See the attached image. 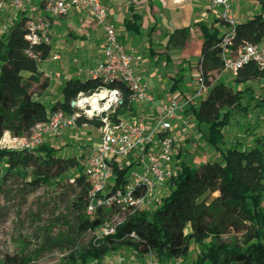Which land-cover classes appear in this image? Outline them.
Listing matches in <instances>:
<instances>
[{"label":"trees","instance_id":"1","mask_svg":"<svg viewBox=\"0 0 264 264\" xmlns=\"http://www.w3.org/2000/svg\"><path fill=\"white\" fill-rule=\"evenodd\" d=\"M256 1L261 12L236 23L233 49L264 39V0ZM27 19L25 14L18 15L0 31V141L5 133L12 138L30 136L33 127L46 121L51 112L60 110L71 114L74 112L71 102L80 93L90 95L103 86L101 81L92 78L68 80L62 88V101L54 103L49 113L35 96L48 86L39 63L49 56L51 47L46 42L31 44L26 40ZM216 23L217 28L202 31L205 40L196 65L205 78L207 96L196 106L187 108L185 113H189L201 130L206 145L220 154V160H208L193 167L185 156L177 153L179 162L175 175L167 182L168 194L159 196L152 207L126 213L111 234H103L101 228L110 221L108 214L120 212L115 208H99L91 216L86 214L91 184L84 176V164L80 159L59 155L49 141L34 149L0 147V164L5 167L0 193L2 184L9 178L22 179L30 190L60 186L62 181L71 178L79 187L78 196L71 205L70 237L62 236L54 242V246L61 247L69 244L63 264L99 262L119 248H127L140 257L151 255L160 264H171L179 258L186 264L193 244L199 246L200 251L189 264H264V130L256 138L255 146L249 149L227 147L224 140V132L233 117L236 114L247 117L256 109L261 111L264 99L260 95L255 98L250 86L236 89L223 82H211L214 72L223 71L218 44L225 32L222 33V28H227L218 16ZM127 29L139 32L136 22L128 24ZM176 33L182 32L174 35ZM256 80H264V71L252 61L233 76L235 86H245ZM108 87L119 88L122 92V104L116 113L123 115L130 111L129 92L125 86L116 83ZM246 97L250 101L245 103ZM254 99L257 101L251 104ZM87 124L96 128L99 122L83 116L75 122L76 127ZM114 170L116 183L120 185L127 170L117 166ZM207 193H217V196L210 203L201 201ZM87 232L95 236L79 246L74 239ZM230 232L241 234V237L223 241L222 236ZM0 264H37V261L32 255L5 254Z\"/></svg>","mask_w":264,"mask_h":264},{"label":"built area","instance_id":"2","mask_svg":"<svg viewBox=\"0 0 264 264\" xmlns=\"http://www.w3.org/2000/svg\"><path fill=\"white\" fill-rule=\"evenodd\" d=\"M44 1L42 14L27 19L26 40L31 44L48 43L53 18L67 15L72 9L86 12L104 32L101 59L88 70V76L101 81L103 86L90 95L102 90L107 95L103 100H96L99 109L88 115L91 108L81 102L84 94L80 93L72 101L75 102L72 108L79 111L74 110L71 114L60 110L51 112L46 121L33 127L30 136L11 138L10 142L14 146L8 149H34L47 141L59 139L66 129L75 127L80 112L86 119L97 120L99 144L90 149L84 163V176L91 184L85 211L91 216L99 208H115L122 215L119 221L121 222L126 213L152 207L167 182L175 175L178 166L177 147L171 133L175 127H189L183 112L196 106L207 92L205 78L199 68L193 93L182 101L166 97L157 102L150 92L149 84L136 71L137 65L143 59L142 53L135 47H125L120 41L117 27L108 20L107 8L102 0ZM3 4H8L18 15H27L26 0H0V7ZM210 8H219L217 16L227 25L218 44L223 70L235 76L239 68L252 61L260 71H264V39L255 44L244 43L241 47L233 49V33L237 19L230 0H211ZM52 58L59 59L57 55ZM116 83L123 84L129 92L130 105L154 111L150 122L133 121L128 119L126 114L116 113L122 104V92L119 88L108 87L109 84ZM115 166L127 170L120 185L116 183ZM117 223L115 220L105 223L101 232L111 234ZM123 264L133 263L127 261ZM145 264L160 263L151 255H147ZM171 264H184V260L179 258Z\"/></svg>","mask_w":264,"mask_h":264},{"label":"crops","instance_id":"3","mask_svg":"<svg viewBox=\"0 0 264 264\" xmlns=\"http://www.w3.org/2000/svg\"><path fill=\"white\" fill-rule=\"evenodd\" d=\"M102 2L107 8L108 20L117 27L120 41L125 47H135L142 53L143 59L137 65L136 71L149 84L155 100L160 102L166 97H171L176 101H182L193 93L198 71L196 65L201 45L205 40L202 31L218 27L216 19L219 8L211 9V0H102ZM26 3L27 12L30 11L29 18L42 14L44 0H26ZM230 4L237 22L245 21L261 12L256 0H230ZM133 22L139 26L138 33L127 29V25ZM221 31L223 33L226 28L223 27ZM175 32L182 33L174 35ZM192 43L198 44L197 54L189 52ZM48 44L51 52L39 63V70L43 72V78L48 79V86L35 98L39 99L50 113L51 106L62 101V88L66 81H85L90 78L88 70L101 59L104 32L86 12L72 9L67 15L52 19ZM54 55L59 59H53ZM48 61L52 62L46 64ZM212 76H214V79H210L212 83L223 82L236 89L250 86L255 98L259 95L264 97V80H256L245 86H235L233 76L228 71L214 72ZM207 93L208 90L202 99ZM248 101L249 97H246L245 103ZM256 101L254 99L251 104ZM131 107L132 109L125 113L128 119L147 122L153 119L154 111L146 107L132 105ZM261 111L262 114L256 116L258 122L250 139L235 140L236 134L245 130V124L233 127L231 123L226 130L231 139L226 141L227 147L249 149L255 146L256 138L264 130V107ZM183 113L186 118L190 116L185 110ZM242 120L245 121L246 118ZM248 123H253L252 119ZM178 128L180 129L179 126Z\"/></svg>","mask_w":264,"mask_h":264},{"label":"rangeland","instance_id":"4","mask_svg":"<svg viewBox=\"0 0 264 264\" xmlns=\"http://www.w3.org/2000/svg\"><path fill=\"white\" fill-rule=\"evenodd\" d=\"M28 14L30 11L27 12V16ZM16 16L18 14L8 4H3L0 7V31H3ZM197 47L198 44L192 43L189 48L190 54H197ZM50 62L52 61H48L46 64ZM211 78L214 79V76ZM83 96L89 95L84 94ZM262 98L264 99V97ZM257 114H262V111L260 109L252 110L247 114L248 119H252L253 123H248L247 117H242V115L236 116V114L233 117V127H239L242 123L245 124V130L240 131L238 135L236 134L235 140L240 141L253 137L254 127L258 122ZM80 116H83L81 112ZM245 118V121L242 120ZM187 120L189 127H180V129L175 127L171 133L177 147V153L185 156L188 164L193 167L208 160H220V154L206 145L201 130L197 129L192 117L188 116ZM181 129H185V131ZM226 130L224 132L225 142L231 140L229 133L226 134ZM11 138L10 134H6L4 140L0 141V147L10 148L14 146L10 142ZM51 143L58 149L59 155L78 158L84 164L90 149L99 144V137L96 128L87 124L66 129L62 137L52 140ZM221 147L225 148L226 146ZM176 160L179 162L177 157ZM4 168V165L0 164V179L4 174ZM61 184L60 186H42L36 190L25 187L24 181L20 178H9L6 183L2 184V192L0 193V261L5 254H20L32 255L37 264L64 263V257L69 251V244L61 247L60 245L54 246V242L62 236L70 237L68 232L73 224L71 205L78 196L79 187L72 178L62 181ZM164 188L165 190L163 189L160 197L168 194L167 185ZM216 196L217 193H207L201 198V201L210 203ZM108 215L107 220L111 218L110 221L115 220V223L122 218L119 213ZM188 230L186 229L185 232ZM94 236V233L87 232L82 236H77L74 241L81 246L87 244ZM240 237L241 234L230 232L223 235L222 239L229 242ZM199 251V246L191 245L186 264L194 260ZM145 260V257H140L127 248H119L115 253L108 254L101 261H92L89 264H123L127 261L133 264H144Z\"/></svg>","mask_w":264,"mask_h":264},{"label":"bare ground","instance_id":"5","mask_svg":"<svg viewBox=\"0 0 264 264\" xmlns=\"http://www.w3.org/2000/svg\"><path fill=\"white\" fill-rule=\"evenodd\" d=\"M107 94L103 90L100 92H97L93 95L84 96L82 97L81 102L87 104L90 106L91 110L88 112V115L92 113V111H97L99 109V106L96 104V100L100 98L101 96L105 97Z\"/></svg>","mask_w":264,"mask_h":264},{"label":"water","instance_id":"6","mask_svg":"<svg viewBox=\"0 0 264 264\" xmlns=\"http://www.w3.org/2000/svg\"><path fill=\"white\" fill-rule=\"evenodd\" d=\"M100 99H101V100H103V99H104V97H103V96H101V97H100ZM74 105H75V102H71V106L73 107Z\"/></svg>","mask_w":264,"mask_h":264}]
</instances>
